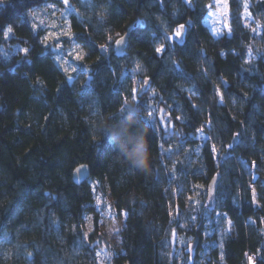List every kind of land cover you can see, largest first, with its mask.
Segmentation results:
<instances>
[{
	"label": "trees",
	"instance_id": "obj_1",
	"mask_svg": "<svg viewBox=\"0 0 264 264\" xmlns=\"http://www.w3.org/2000/svg\"><path fill=\"white\" fill-rule=\"evenodd\" d=\"M68 1L54 37L42 17L62 0H0V264H68L106 192L126 214L118 264H264V0H229L220 37L211 0ZM129 103L150 129L147 172L93 131Z\"/></svg>",
	"mask_w": 264,
	"mask_h": 264
},
{
	"label": "rangeland",
	"instance_id": "obj_2",
	"mask_svg": "<svg viewBox=\"0 0 264 264\" xmlns=\"http://www.w3.org/2000/svg\"><path fill=\"white\" fill-rule=\"evenodd\" d=\"M248 5L244 10V23L251 26L252 19L249 14ZM73 10L72 5L68 1L67 4L62 0L61 5H50L43 15L44 21L49 25V33L51 36L58 35V29ZM206 25L215 37H220L231 33L229 0H211L208 16L205 20ZM176 36L173 35L172 38ZM116 41L114 42V46ZM60 47V46H59ZM68 53L62 55V60L72 62L70 55H76L72 50H67ZM144 88L137 86L134 88V93ZM134 102H137L136 95ZM169 114L161 110L159 115L153 116L156 126L166 127V119H169ZM172 126L173 122H169ZM98 210L100 211V231L94 242L89 241V234L92 231V217L87 215L84 219V239L80 237L77 246L70 244L69 251L66 255L68 264H118L117 257L123 252L121 246V238L119 230L124 225L126 214H117L114 208V202L109 192L98 195L97 202ZM67 241V237H64ZM57 264V262H55Z\"/></svg>",
	"mask_w": 264,
	"mask_h": 264
},
{
	"label": "clouds",
	"instance_id": "obj_3",
	"mask_svg": "<svg viewBox=\"0 0 264 264\" xmlns=\"http://www.w3.org/2000/svg\"><path fill=\"white\" fill-rule=\"evenodd\" d=\"M143 122L141 109L129 103L120 109L109 121L102 122L93 131L106 137L113 151L130 167L147 172L152 165V149L147 126Z\"/></svg>",
	"mask_w": 264,
	"mask_h": 264
},
{
	"label": "water",
	"instance_id": "obj_4",
	"mask_svg": "<svg viewBox=\"0 0 264 264\" xmlns=\"http://www.w3.org/2000/svg\"><path fill=\"white\" fill-rule=\"evenodd\" d=\"M184 29H182V33H183ZM182 33L180 37H176V40L179 42H182ZM130 35V30H128L124 35V40L121 41L119 44H115V50L117 52V54H123L126 50V45H127V41ZM120 37L117 39L119 40ZM148 84V81L146 82V86ZM145 92V89L139 92V95H142ZM91 176V171H90V166L88 164H81L78 165L77 167H75V169L73 170V181L77 184L80 185L82 184L85 180H87L89 177ZM218 178L214 177L210 183H209V192H210V196H211V200H213V196L216 193L217 187H218Z\"/></svg>",
	"mask_w": 264,
	"mask_h": 264
},
{
	"label": "snow or ice",
	"instance_id": "obj_5",
	"mask_svg": "<svg viewBox=\"0 0 264 264\" xmlns=\"http://www.w3.org/2000/svg\"><path fill=\"white\" fill-rule=\"evenodd\" d=\"M67 2H68V0H64V3H65V4H67ZM184 27H185V26H184L183 24L179 25L178 28L175 30L174 35H175L176 37H180V36H181V30L184 29ZM11 31H12V29L9 28V29H8V32H11ZM65 35H69V36H70L71 33L68 32V33H65ZM123 40H124V37L121 36L120 39L116 41V43L119 44V43H120L121 41H123ZM24 51L27 52L28 50L25 49ZM155 51H156L157 53H161V52H162V47H157V48L155 49ZM76 59H77V60H81V59H83V57H82V56H77ZM251 260H252V257H249L250 264H251Z\"/></svg>",
	"mask_w": 264,
	"mask_h": 264
}]
</instances>
